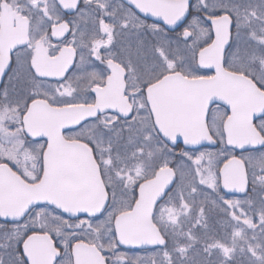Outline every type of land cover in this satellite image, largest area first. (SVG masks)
<instances>
[{"label": "snow or ice", "instance_id": "1", "mask_svg": "<svg viewBox=\"0 0 264 264\" xmlns=\"http://www.w3.org/2000/svg\"><path fill=\"white\" fill-rule=\"evenodd\" d=\"M0 84V264H264V0H0Z\"/></svg>", "mask_w": 264, "mask_h": 264}, {"label": "flooded vegetation", "instance_id": "2", "mask_svg": "<svg viewBox=\"0 0 264 264\" xmlns=\"http://www.w3.org/2000/svg\"><path fill=\"white\" fill-rule=\"evenodd\" d=\"M118 47H123V46L122 45H118ZM0 86H2V84H0ZM209 150H211V149H209ZM230 198L231 199H234V198H244V195L241 194V193H236L235 195L231 196ZM219 222H220V218H219ZM219 222L216 220V218L209 216V224H210V227L214 231H216V232L220 231V229H219L220 227L219 226H221V224ZM148 251H151V249H149ZM139 252H142L143 253L144 251H141V250H138V249H133L130 252V254L131 253H139Z\"/></svg>", "mask_w": 264, "mask_h": 264}, {"label": "rangeland", "instance_id": "3", "mask_svg": "<svg viewBox=\"0 0 264 264\" xmlns=\"http://www.w3.org/2000/svg\"><path fill=\"white\" fill-rule=\"evenodd\" d=\"M234 199L243 200V199H245V197L244 198H234ZM209 216L216 218V220L218 222H219V218H220V222L219 223L221 224V226H219L220 227L219 228L220 231H218V232L223 233L224 232V229H225V218L222 215L218 214L215 210L210 211ZM208 223H209V219H208ZM209 226H210V224H209ZM130 255H134V256L135 255L145 256L146 253L145 252H143V253L142 252H139V253H131Z\"/></svg>", "mask_w": 264, "mask_h": 264}]
</instances>
